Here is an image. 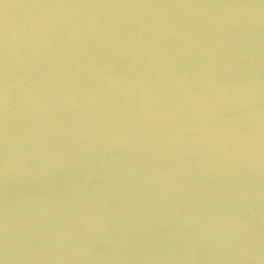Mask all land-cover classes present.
<instances>
[{
	"label": "water",
	"instance_id": "obj_1",
	"mask_svg": "<svg viewBox=\"0 0 264 264\" xmlns=\"http://www.w3.org/2000/svg\"><path fill=\"white\" fill-rule=\"evenodd\" d=\"M0 264H264V0H0Z\"/></svg>",
	"mask_w": 264,
	"mask_h": 264
}]
</instances>
